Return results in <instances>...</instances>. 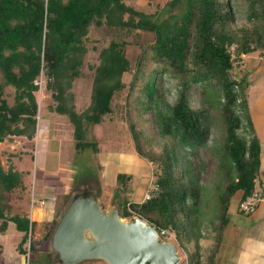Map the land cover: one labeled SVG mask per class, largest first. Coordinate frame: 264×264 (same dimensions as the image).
<instances>
[{"label":"trees","instance_id":"16d2710c","mask_svg":"<svg viewBox=\"0 0 264 264\" xmlns=\"http://www.w3.org/2000/svg\"><path fill=\"white\" fill-rule=\"evenodd\" d=\"M241 4L244 23L237 25L232 0H168L152 13L124 0H0V143L34 138L41 76L53 102L47 109L72 125L77 152L97 153L91 128L120 111L136 155L153 166L157 192L148 200L121 201L118 195L126 199L132 189L128 175L118 174V216L173 234L187 264H214L230 202L255 191L259 170L244 82L231 76L229 47L235 45L236 56L264 49V0ZM91 28L111 35L96 65L85 63ZM137 32L151 41L134 40L139 53L131 64L125 38ZM84 65L91 72L89 103L77 113L71 89L86 76ZM125 73L131 75L127 84ZM6 87L14 92L11 105L3 97ZM123 90L124 104L113 103ZM21 174L0 164V234L12 223L21 234L15 250L25 255L27 242L29 251L34 247V222L11 214L8 204L23 188ZM203 239L211 246L201 260Z\"/></svg>","mask_w":264,"mask_h":264},{"label":"rangeland","instance_id":"374dc122","mask_svg":"<svg viewBox=\"0 0 264 264\" xmlns=\"http://www.w3.org/2000/svg\"><path fill=\"white\" fill-rule=\"evenodd\" d=\"M165 1L168 0H124V3L139 11L152 13L156 6L161 7ZM232 6L237 25H242L244 7L241 0H232ZM137 34V37L125 38L128 42L125 52L131 64L139 53L134 40L142 43L151 41V35L144 32ZM110 37V32L91 28L85 56L87 65L97 64L98 51L107 45ZM83 73L86 76L74 81L71 89L73 105L77 113L82 112L89 103L91 72L86 65L83 67ZM130 78V73H125L122 82L127 84ZM45 83L46 80L41 76L38 79L39 88L34 93L38 113L34 138L28 141L12 137L3 141L4 146L0 144V164L3 170L11 166L13 170L22 173L23 188H17L9 195V211L11 214L26 215L34 222L29 235L34 247L29 251L28 242L26 243V254H21L25 259L23 264H60L57 254L53 252L52 235L68 207L83 195L95 198L102 212H117L113 193L118 174L128 175L130 178L128 183L132 189L126 199L124 195H118L121 201H138L140 198L142 200L146 189L153 181L151 174L153 166L136 155L123 113L115 111L111 118H105L99 125L91 128L88 139L96 140L97 153H93L92 149L77 152L72 125L66 118L56 116L47 109L53 102L49 97V91L45 88ZM13 95L11 87L4 89L3 97L8 105L12 104ZM124 95L125 90L114 98L113 103L123 105ZM145 127L151 130L148 122L145 123ZM156 144L157 139L154 138L153 147ZM120 187L119 185L118 188ZM40 201H43L42 206L39 204ZM237 204L238 197L235 195L227 213V223L229 226L233 225L230 232L234 234L228 236V247L234 251L242 250L245 256L251 259L253 251L261 249V245L264 246V232L260 234L264 225L252 224L254 216L262 220L263 214L260 213V208L249 215L236 213ZM30 209L34 210L31 212ZM131 218L122 219L128 221ZM20 235L12 223L7 224L4 233L0 234V244L4 247L5 253L14 249L10 248L9 242H18ZM166 237L168 238L158 237V240L163 238L164 241L172 242L177 249L180 262L178 264H185V256L178 245L179 242H174L173 234L171 237ZM78 264L106 263L102 260H86Z\"/></svg>","mask_w":264,"mask_h":264},{"label":"water","instance_id":"95a60500","mask_svg":"<svg viewBox=\"0 0 264 264\" xmlns=\"http://www.w3.org/2000/svg\"><path fill=\"white\" fill-rule=\"evenodd\" d=\"M52 248L60 264L102 260L106 264H178L176 247L159 241L155 228L117 212L104 213L95 198L83 195L59 219ZM25 259L23 257V263Z\"/></svg>","mask_w":264,"mask_h":264},{"label":"crops","instance_id":"0c3cea01","mask_svg":"<svg viewBox=\"0 0 264 264\" xmlns=\"http://www.w3.org/2000/svg\"><path fill=\"white\" fill-rule=\"evenodd\" d=\"M231 76L236 80H242L244 82L243 87H245V95L247 99L248 118L252 128V134L255 136L258 143L259 170L255 179V191L259 192L262 200L258 203L254 212L260 208L259 211H261L260 213L263 215L262 220L261 218L254 216L252 224L261 223L264 225V49L261 53L254 52L247 55L245 54L241 65L236 69H233ZM17 138L21 139V137ZM0 144L4 146L5 142ZM33 210H31V212ZM235 212L238 213L237 206ZM232 227L233 225L229 226L227 223L223 233V240L213 260L214 264H233V260L235 261L234 264H264V246L262 245L261 249L259 248L258 251H253L251 259L245 256L246 254L242 250L237 249L234 251L228 247V236L234 235L230 232V228ZM263 232L264 227L261 228L260 234ZM9 243L10 248L13 247L14 249H12V251L10 250L8 253L4 252V247L0 244V264H23V257L20 252L15 250L18 242ZM200 245L201 247L205 246L204 249L201 248L202 256H200V259L202 260L203 253L207 252L211 246V241L203 239L200 241ZM248 255L250 256V254ZM184 259L185 264H187L186 257H184Z\"/></svg>","mask_w":264,"mask_h":264},{"label":"built area","instance_id":"2783aa9c","mask_svg":"<svg viewBox=\"0 0 264 264\" xmlns=\"http://www.w3.org/2000/svg\"><path fill=\"white\" fill-rule=\"evenodd\" d=\"M235 45H231L229 47V53H230V62L233 65V69H236L237 67H239L242 63V60L245 56V54H239V55H235ZM264 189V186H263ZM157 192V189L155 187V185H153V183L150 184V187H148L146 189V192L144 194V197L142 200H148L151 197L155 196ZM262 197L260 196L259 192L254 191L247 199L240 201L237 204V209L239 212H241L244 215H249L252 212H254L256 206L258 205L259 202H261ZM40 206L43 205V201L39 202ZM32 206V200L30 201V207ZM31 211V209H30ZM157 236L158 237H166L169 236L171 237V233H169L168 231L164 230V229H160L159 231H156Z\"/></svg>","mask_w":264,"mask_h":264},{"label":"clouds","instance_id":"9594fccd","mask_svg":"<svg viewBox=\"0 0 264 264\" xmlns=\"http://www.w3.org/2000/svg\"><path fill=\"white\" fill-rule=\"evenodd\" d=\"M172 243V242H171ZM173 244V243H172Z\"/></svg>","mask_w":264,"mask_h":264}]
</instances>
